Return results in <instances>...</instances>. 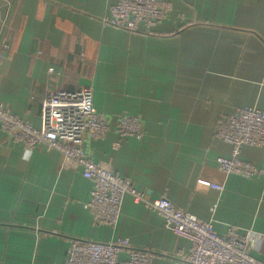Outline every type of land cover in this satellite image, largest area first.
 I'll return each mask as SVG.
<instances>
[{
  "label": "crops",
  "instance_id": "0c3cea01",
  "mask_svg": "<svg viewBox=\"0 0 264 264\" xmlns=\"http://www.w3.org/2000/svg\"><path fill=\"white\" fill-rule=\"evenodd\" d=\"M115 1L0 0V107L39 128L46 93L91 87L98 112L138 117L142 136L109 131L86 140L88 155L217 234L250 232L264 261V177L223 174L216 158L231 147L214 135L235 108L264 109V0H161L167 16L151 33L102 26ZM59 157L0 128V264H60L71 240L123 238L152 264H187L192 242L129 194L115 225L95 223L90 182ZM239 158L264 165V145H242Z\"/></svg>",
  "mask_w": 264,
  "mask_h": 264
},
{
  "label": "built area",
  "instance_id": "2783aa9c",
  "mask_svg": "<svg viewBox=\"0 0 264 264\" xmlns=\"http://www.w3.org/2000/svg\"><path fill=\"white\" fill-rule=\"evenodd\" d=\"M166 16L167 10L161 0H116L100 22L102 26L129 32L143 30L151 33ZM7 48L8 39L3 37L0 58ZM40 119V127L35 128L0 107V128L3 131L23 141L30 149L43 145L47 150L57 151L61 168L79 170L90 182L89 197L84 207L92 213L95 223L115 225L123 197L129 194L134 202L157 213L166 230L192 242L193 246L184 258L187 264H264L250 252V232L241 233L230 226L224 234H217L211 220H200L194 214L175 207L165 197H146L129 179L116 174L109 163L94 161L88 155L86 140L103 138L112 130L122 136L140 138L142 125L138 117L120 116L110 121L94 107L92 88L80 87L46 93L40 103ZM214 135L231 147L229 157L216 158L223 174L264 177V165L257 166L239 158L242 145H264V109L257 106L235 108L225 119L218 121ZM209 186L219 192L224 189L222 183H210ZM125 248L127 257L121 259L119 255ZM152 259L150 251L131 247L126 238L113 241L74 239L60 264H152Z\"/></svg>",
  "mask_w": 264,
  "mask_h": 264
}]
</instances>
